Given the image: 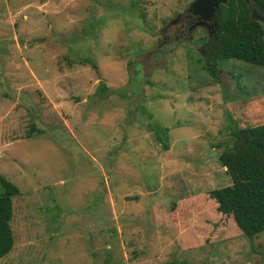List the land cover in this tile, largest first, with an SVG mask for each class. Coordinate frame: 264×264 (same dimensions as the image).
Instances as JSON below:
<instances>
[{"label": "rangeland", "instance_id": "374dc122", "mask_svg": "<svg viewBox=\"0 0 264 264\" xmlns=\"http://www.w3.org/2000/svg\"><path fill=\"white\" fill-rule=\"evenodd\" d=\"M195 2L0 0V173L20 191L0 264H264V230L208 194L232 183L234 133L264 137V66L212 74L216 11Z\"/></svg>", "mask_w": 264, "mask_h": 264}, {"label": "trees", "instance_id": "16d2710c", "mask_svg": "<svg viewBox=\"0 0 264 264\" xmlns=\"http://www.w3.org/2000/svg\"><path fill=\"white\" fill-rule=\"evenodd\" d=\"M264 6V0H226L220 3L215 14L211 41L205 44L206 67L226 59L243 61L264 66V28L253 17V12ZM92 67L96 68L93 61ZM101 90L106 85L101 84ZM156 138L167 146V127L154 125ZM31 135V133H29ZM232 149L220 155L232 180L230 185L216 187L208 191L210 198L216 201L218 212L230 215L232 221L241 230L240 233L252 237L264 230V146L257 147L258 139L264 143V137L256 136L251 129L234 133ZM29 136V135H28ZM0 259L12 248L14 237L10 226L12 218V199L20 191L17 185L0 173ZM198 222V221H197ZM177 230V229H176ZM201 229H185L182 239L187 246L200 240ZM214 235L219 229H212Z\"/></svg>", "mask_w": 264, "mask_h": 264}, {"label": "water", "instance_id": "95a60500", "mask_svg": "<svg viewBox=\"0 0 264 264\" xmlns=\"http://www.w3.org/2000/svg\"><path fill=\"white\" fill-rule=\"evenodd\" d=\"M226 0H196L193 5L195 13H198L202 18H209L217 10L220 3H225ZM217 21L214 22V25Z\"/></svg>", "mask_w": 264, "mask_h": 264}, {"label": "flooded vegetation", "instance_id": "af4514ba", "mask_svg": "<svg viewBox=\"0 0 264 264\" xmlns=\"http://www.w3.org/2000/svg\"><path fill=\"white\" fill-rule=\"evenodd\" d=\"M183 20H184V18H179L178 20H176L179 22L178 26L182 27V30L186 29V27H189V20L185 19V22Z\"/></svg>", "mask_w": 264, "mask_h": 264}]
</instances>
